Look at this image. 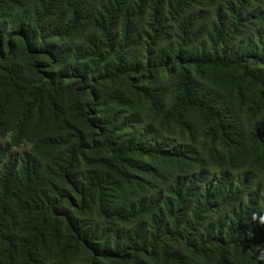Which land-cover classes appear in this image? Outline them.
Wrapping results in <instances>:
<instances>
[{
    "label": "trees",
    "instance_id": "obj_1",
    "mask_svg": "<svg viewBox=\"0 0 264 264\" xmlns=\"http://www.w3.org/2000/svg\"><path fill=\"white\" fill-rule=\"evenodd\" d=\"M0 264H264V0H0Z\"/></svg>",
    "mask_w": 264,
    "mask_h": 264
},
{
    "label": "rangeland",
    "instance_id": "obj_2",
    "mask_svg": "<svg viewBox=\"0 0 264 264\" xmlns=\"http://www.w3.org/2000/svg\"><path fill=\"white\" fill-rule=\"evenodd\" d=\"M12 150L13 151H20L21 150V147L13 148Z\"/></svg>",
    "mask_w": 264,
    "mask_h": 264
}]
</instances>
